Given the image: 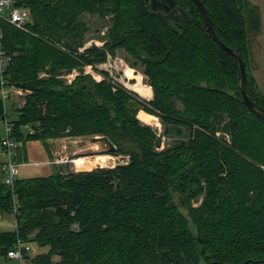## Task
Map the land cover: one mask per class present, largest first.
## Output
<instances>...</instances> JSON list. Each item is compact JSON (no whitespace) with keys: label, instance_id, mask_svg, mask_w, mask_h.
I'll return each instance as SVG.
<instances>
[{"label":"trees","instance_id":"obj_1","mask_svg":"<svg viewBox=\"0 0 264 264\" xmlns=\"http://www.w3.org/2000/svg\"><path fill=\"white\" fill-rule=\"evenodd\" d=\"M201 1L218 36L241 53L247 92L264 108L249 67L261 6ZM177 2L186 25L147 0H21L31 14L25 28L0 22L10 82L24 90L7 114L0 98V119L13 114L22 142L18 160L28 159L20 150L30 140L94 135L128 157L1 183L0 210L16 227L0 231V264H12L19 237L31 245L25 264H264V118L244 102L239 61L207 31L194 0ZM85 13L111 16L103 46H85ZM121 48L145 65L152 99L108 71L100 80L85 71ZM155 116L163 135L179 137L172 145L159 148L162 135L147 124ZM33 244L47 249L32 254Z\"/></svg>","mask_w":264,"mask_h":264},{"label":"rangeland","instance_id":"obj_2","mask_svg":"<svg viewBox=\"0 0 264 264\" xmlns=\"http://www.w3.org/2000/svg\"><path fill=\"white\" fill-rule=\"evenodd\" d=\"M251 2L257 3L261 6V11L263 14L264 22V0H250ZM83 18L87 21L89 25V30L86 33V44L85 46H92L94 44L98 46H103L107 40V32L110 26L112 25L111 16H100L98 14H89L85 13ZM262 33L257 36H251L250 45V71L255 77L256 82L259 88L264 93V23ZM222 40V39H221ZM223 41V40H222ZM128 68H133L134 72L141 75L144 84L147 87H151L149 77L145 73V65L139 60L132 57L125 49L121 48L116 51V55L109 54L108 59L99 63L96 66L87 65L85 71L91 73L98 80L103 78L102 71H108L110 74L122 83H124L131 90L136 91L141 97L146 98L140 94L137 90L133 88V84L136 82V79L129 78L125 72ZM79 73L78 70H74L70 73L64 75L65 78L71 82L74 77ZM44 74V73H42ZM247 86V83H246ZM12 102L17 106L18 103H23V95L15 94L12 96ZM11 102H8L10 107ZM14 118L13 114L8 117V122L11 123ZM146 123V122H145ZM159 135H162V144L159 148H164L165 146L172 145L173 142L179 138L175 136H165L163 135V122L158 117L155 116L151 123ZM6 133L5 123L0 121V138L3 137ZM222 136V138L229 139V135H225L222 131L217 133ZM91 136H82V137H60L49 139L47 142L39 140H30L26 143L27 154L20 150L22 156L27 158L22 159V164L20 166V175L19 177H30V176H39V175H49L55 173L59 170L68 172L71 170H83L88 168H98L100 166H114L118 163L127 161L128 157L125 155H114L109 152H97V150H90L88 152H80L79 149H82L84 146L92 145ZM74 140V141H73ZM80 140V141H79ZM22 145V142H21ZM20 145V146H21ZM77 149L79 152H77ZM76 151V152H75ZM25 154V155H24ZM79 156L84 157V161H77ZM112 157L111 159H106V157ZM93 168V169H94ZM3 180L1 171H0V181ZM201 200L195 202L198 204ZM2 217L0 218V231L3 230H12L16 227V218L13 213H7L0 210ZM46 247H39L36 244H33L32 254L45 251ZM12 264H20L17 260H11Z\"/></svg>","mask_w":264,"mask_h":264},{"label":"built area","instance_id":"obj_3","mask_svg":"<svg viewBox=\"0 0 264 264\" xmlns=\"http://www.w3.org/2000/svg\"><path fill=\"white\" fill-rule=\"evenodd\" d=\"M20 2L21 0H0V22L3 20L20 29H24L26 24L31 20V14ZM3 38L4 33L0 25V98L4 102V111L7 114L8 108L6 102L15 94L23 95L24 90L10 82L8 67L12 62V54L4 47ZM7 119V116L0 119L6 125V133L0 139V168L4 174L5 184L13 186L20 175L22 162L18 160L17 154L21 142L12 135V123L8 122ZM13 206V210L16 211V200ZM1 217L2 213H0ZM30 249L31 245L19 237L15 245L8 250L7 254L10 259L17 260L20 264H25V256ZM56 260H58V257Z\"/></svg>","mask_w":264,"mask_h":264},{"label":"water","instance_id":"obj_4","mask_svg":"<svg viewBox=\"0 0 264 264\" xmlns=\"http://www.w3.org/2000/svg\"><path fill=\"white\" fill-rule=\"evenodd\" d=\"M196 6L198 7L201 15L204 17L205 22H206V28L207 31L210 33V35L228 52H230L232 55H234L240 64V71H241V83H240V88L243 94L244 102L248 105V107L257 113L260 117L264 118V108L261 107L257 102H255L251 97L249 96L247 89H246V83H247V71L245 67V62L244 59L239 52L238 49L232 48L225 44L221 40V38L218 36L216 33L213 25H212V20L209 16L208 10L204 3L201 0H194ZM151 7L153 10H158V9H166L167 11H170L172 8L171 16H173L176 21L182 23V24H188V19H187V12L182 8V6L177 2V0H165L164 4H161L159 0H151ZM180 12L181 15L180 17H175L176 12ZM179 16V15H178ZM91 141L92 142H97V141H104L106 143V147L101 148L97 150V152H113L117 149L116 145L112 142V140L106 136V135H94L91 136Z\"/></svg>","mask_w":264,"mask_h":264},{"label":"bare ground","instance_id":"obj_5","mask_svg":"<svg viewBox=\"0 0 264 264\" xmlns=\"http://www.w3.org/2000/svg\"><path fill=\"white\" fill-rule=\"evenodd\" d=\"M125 74L131 78V79H136V82L133 84V88L135 90H137L140 94H142L143 96H145L146 98H151L153 95L152 89L151 87H147L143 80L141 75L137 74L136 72H134L133 68H128L125 72ZM74 141V140H73ZM80 141V140H79ZM106 147V143L104 141H97L92 143V145L89 146H84L82 149H79L80 152H88V151H92V150H99L101 148ZM77 149V152H79ZM76 152V151H75ZM112 157H106V159H111ZM77 161H84V157L83 156H79L77 158Z\"/></svg>","mask_w":264,"mask_h":264},{"label":"flooded vegetation","instance_id":"obj_6","mask_svg":"<svg viewBox=\"0 0 264 264\" xmlns=\"http://www.w3.org/2000/svg\"><path fill=\"white\" fill-rule=\"evenodd\" d=\"M148 2H149V4H150V6H151V0H147ZM159 2L161 3V4H164V2H165V0H159ZM158 10H161V11H164V12H167V13H169L170 14V16H171V12H172V10H173V8L170 10V11H167L166 9H164V8H162V9H158ZM179 15V16H178ZM180 15H181V13L178 11V12H176L175 13V17H180ZM172 18H173V16H171ZM174 19V18H173ZM174 20H176V19H174Z\"/></svg>","mask_w":264,"mask_h":264},{"label":"crops","instance_id":"obj_7","mask_svg":"<svg viewBox=\"0 0 264 264\" xmlns=\"http://www.w3.org/2000/svg\"><path fill=\"white\" fill-rule=\"evenodd\" d=\"M263 15V14H262ZM264 23V22H263ZM10 102H11V105H14L15 103L14 102H12V99H10L9 100ZM24 101V100H23ZM19 104V103H18ZM25 155V154H24ZM0 171H1V174H2V177H3V180L1 179V181H0V184L1 183H3L4 182V174H3V172H2V170H1V168H0Z\"/></svg>","mask_w":264,"mask_h":264}]
</instances>
